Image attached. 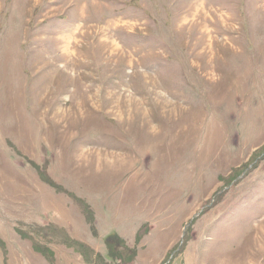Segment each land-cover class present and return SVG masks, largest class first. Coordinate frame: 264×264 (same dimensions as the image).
<instances>
[{"label": "rangeland", "instance_id": "1", "mask_svg": "<svg viewBox=\"0 0 264 264\" xmlns=\"http://www.w3.org/2000/svg\"><path fill=\"white\" fill-rule=\"evenodd\" d=\"M14 219L116 233L128 264H264V0H0Z\"/></svg>", "mask_w": 264, "mask_h": 264}, {"label": "trees", "instance_id": "2", "mask_svg": "<svg viewBox=\"0 0 264 264\" xmlns=\"http://www.w3.org/2000/svg\"><path fill=\"white\" fill-rule=\"evenodd\" d=\"M43 179L44 181L51 183V180H47L44 177ZM79 201L82 206H84L86 211V222L90 225L93 234L96 235L97 232L93 225V213L84 201L80 199ZM30 227L32 229L33 236L31 235V230L29 229L27 231L17 229V231L24 238H28L32 241L33 250L44 256L49 264H54V253L48 246V244L53 242L61 243L74 249L75 252L81 255L83 261L87 264H128L135 259V247H130L125 240L116 233L110 234L104 239L105 252L104 254H101L84 242L71 238L63 228L53 223L43 226L31 225ZM36 235L38 236V239L34 237ZM135 237V241H138L140 235L136 234ZM0 244H2L1 241Z\"/></svg>", "mask_w": 264, "mask_h": 264}, {"label": "crops", "instance_id": "3", "mask_svg": "<svg viewBox=\"0 0 264 264\" xmlns=\"http://www.w3.org/2000/svg\"><path fill=\"white\" fill-rule=\"evenodd\" d=\"M19 195H21V193ZM17 221H22V220L14 219L13 223H10L7 225H0V241L2 242V244H0V264H35V260H37L38 258L39 259H38L37 264H49L44 256H42L40 253L33 250L32 241L28 238H24L17 231V229H20L21 231H27L30 227L28 225H38V224H36V222L34 220L31 221L30 223H25L28 226V229H26L27 226L25 228H23L22 226H19L17 224L18 223ZM49 221L51 223L63 228L71 238H74L76 240L83 242L81 239L77 238V236L74 235L70 231V226L68 224H58V223H56L50 219H49ZM96 232H97V230H96ZM31 235L33 236L32 229H31ZM95 236H98V232ZM36 239H38L37 235H36ZM95 243H97V241ZM50 244L65 246L64 244L55 243V242L50 243ZM85 244L89 245L93 249L96 248L94 246V244H92V245H90L88 243H85ZM48 246H49V244H48ZM65 247H67V246H65ZM99 247L100 248L97 247L98 248L97 252L104 254V253H102L100 243H99ZM50 248L52 249V251L54 253V264H55V261L57 258L56 248L55 247H50ZM58 248H60V247H58ZM67 248H70V247H67ZM104 249H105V245H104ZM72 250L74 251V249H72ZM63 252H65V251H63ZM75 253H77V252H75ZM38 254H40L42 256V258L39 257ZM66 254H68V253H66ZM78 256H79L78 258H81L82 264H87L83 261L81 255L79 253H78ZM62 264H71V263H70L69 259H67V258L63 259L62 258ZM76 264H80V263H76Z\"/></svg>", "mask_w": 264, "mask_h": 264}, {"label": "bare ground", "instance_id": "4", "mask_svg": "<svg viewBox=\"0 0 264 264\" xmlns=\"http://www.w3.org/2000/svg\"><path fill=\"white\" fill-rule=\"evenodd\" d=\"M59 44V43H58ZM65 47V46H64ZM64 69V68H63Z\"/></svg>", "mask_w": 264, "mask_h": 264}]
</instances>
